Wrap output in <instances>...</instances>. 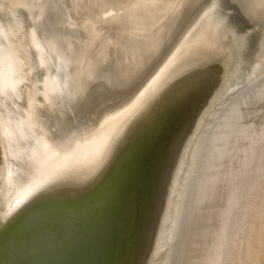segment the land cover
Returning a JSON list of instances; mask_svg holds the SVG:
<instances>
[{"label":"water","instance_id":"1","mask_svg":"<svg viewBox=\"0 0 264 264\" xmlns=\"http://www.w3.org/2000/svg\"><path fill=\"white\" fill-rule=\"evenodd\" d=\"M264 147V0H0V264H200Z\"/></svg>","mask_w":264,"mask_h":264},{"label":"rangeland","instance_id":"2","mask_svg":"<svg viewBox=\"0 0 264 264\" xmlns=\"http://www.w3.org/2000/svg\"><path fill=\"white\" fill-rule=\"evenodd\" d=\"M262 178H264V147L261 148L256 154H254L249 160H247L242 166H240L234 172L231 182L229 184L228 190L226 192L225 198L223 200L222 206L218 213L217 219L215 221L214 227L212 229L211 235L209 237L208 243L206 245L205 251L203 253L202 259L200 261V264H238L240 257L243 261L246 262V264H253V263L254 264H257V263L264 264V182L263 181L260 182ZM253 188L255 189L253 190V192H251V189ZM239 189H240L239 191L240 194L242 192L241 196L239 195V192H238V196L236 195L237 190ZM242 190L243 191L245 190V191L243 192ZM238 198L240 199L238 200ZM237 200L239 202H242L244 200L246 201L249 200L248 201L249 204L247 203V205L246 206L244 205L243 207L241 206V203L239 204ZM250 202L255 203L254 210L253 208H251L253 204L251 205ZM237 203H238V206H237ZM238 209H241V210H238ZM237 214L241 216L243 215L242 217L244 218V221L243 220H242L243 222L240 221V223H238V225L236 226L235 223L238 217ZM234 216L236 217L233 218ZM251 217L252 219L254 217L257 218V220H255V218L253 220L255 222L254 225L256 228L254 229L253 232H250V234H253V235H250V234L248 235L247 234L248 232H246L245 230H247V227H248L247 224L249 223V221H252ZM247 220H249L248 223H246ZM259 226L263 227V231L260 233V235L255 234ZM241 231L242 232L244 231V232L242 233ZM255 236L256 238H254ZM247 243L250 244L249 251L251 253L253 252V254H250V257L248 260L247 259L244 260L243 253H241L243 255L242 256L241 254L237 252L244 251L246 249ZM227 247L230 251L232 250V253L229 255V257L224 258L222 253Z\"/></svg>","mask_w":264,"mask_h":264},{"label":"bare ground","instance_id":"3","mask_svg":"<svg viewBox=\"0 0 264 264\" xmlns=\"http://www.w3.org/2000/svg\"><path fill=\"white\" fill-rule=\"evenodd\" d=\"M239 181H240V180H239ZM262 181L264 182V178H262V180H261L260 182H262ZM239 183H240V182H239ZM258 185H259V184H258ZM261 185H262V184H261ZM248 186H249V185H248ZM243 187H244V185H243ZM250 187H251V186H250ZM250 187H249V188H250ZM238 188H240V187H238ZM258 188H259V187H258ZM236 189H237V188H236ZM236 189H235V190H236ZM254 189H255V188L251 189V192H253ZM231 191H232V190H231ZM239 191H240V189L237 190V194H236L237 196H238V192H239ZM242 191H243V190H242ZM244 191H245V190H244ZM244 191H243V192H244ZM233 193H234V192H233ZM229 194H230V193H229ZM241 194H242V192H241ZM241 194H240V192H239V195H240V196H241ZM246 194H247V193H246ZM231 195H232V194H231ZM254 195H255V194H254ZM240 196H239V197H240ZM255 196H256V195H255ZM230 197H231V196H230ZM247 198H248V197H247ZM256 198H257V197H256ZM239 199H240V198H238V200H239ZM238 200H237V201H238ZM246 200H247V199H246ZM246 200H244V201H242V202H239V201H238V202H239V204L241 203V206L244 207V205L246 206L247 203L249 204V202H248L249 200H248V201H246ZM254 201H255V200H254ZM254 201H253V202H254ZM260 201H261V200H260ZM234 203H235V201H234ZM250 204H251V205L253 204V205L251 206V208H253V210H254V208H255V207H254V204H255V203H251V202H250ZM237 206H238V203H237ZM241 206H240V207H241ZM227 207H228V206H227ZM240 207H239V208H240ZM257 207H258V206H257ZM257 207H256V208H257ZM247 208H248V207H247ZM259 208H260V207H259ZM243 209H244V208H243ZM227 210H228V209H227ZM238 210H241V209H238ZM248 210H249V209H248ZM251 210H252V209H251ZM254 212H255V211H254ZM238 213H239V212H238ZM234 214H236V213H234ZM240 214H241V213H240ZM237 215H238V217H237V221H236V223H235L236 226L238 225V223H240V221H241V222L244 221V218L242 217L243 215H242V216L239 215V214H237ZM255 215H256V214H255ZM262 215H263V214H262ZM258 216H259V215H258ZM235 217H236V216H234L233 218H235ZM254 218H255V217H254ZM254 218L252 219V217H251V220H252V221H249L250 219L247 220V222L245 221L246 223H248V221H249V223L247 224L248 227H247V225H246L247 230H245L246 232H248V233H247L248 235L250 234V232H253L254 229L256 228L255 225H254L255 222L253 221ZM233 220H235V219H233ZM242 220H243V221H242ZM255 220H257V218H255ZM260 221H261V219H260ZM233 222H235V221H233ZM233 222H232V223H233ZM232 223H231V224H232ZM246 223H245V224H246ZM245 224H244V225H245ZM235 225H234V226H235ZM230 226H231V225H230ZM262 226H263V225H262ZM262 226H259V227L257 228L255 234L260 235V233L263 231V227H262ZM231 228H232V227H231ZM231 228H230V229H231ZM244 229H245V228H244ZM241 230H242V228H241ZM232 231H233V230H232ZM232 231H231V232H232ZM241 232H242V231H241ZM241 232H240V233H241ZM243 232H244V231H243ZM243 232H242V233H243ZM222 233H223V232H222ZM229 235H230V234H229ZM250 235H253V234H250ZM224 236H225V235H224ZM240 236H241V235H240ZM235 237H236V236H235ZM254 238H256V236H255ZM220 239H221V238H220ZM222 239H223V238H222ZM260 239H261V238H260ZM224 240H225V239H224ZM251 240H252V239H251ZM260 241H261V240H260ZM218 242H219V241H218ZM242 243H243V242H242ZM249 245H250V244L247 243L246 249H245L244 251H242V252H241V251H238V252H237V253H239V254L243 253V255H244L243 258H244V260H246V259L248 260L249 257H250V254H253V252L251 253V252L249 251V248H250ZM222 248H223V247H222ZM238 248H239V247H238ZM256 249H258V248H256ZM238 250H239V249H238ZM216 253H217V251H216ZM231 253H232V250L230 251V250L228 249V247H227V248L223 251L222 254H223V257L225 258V257H229V255H230ZM237 253H236V254H237ZM219 254H221V253H219ZM256 254H257V253H256ZM241 255H242V254H241ZM241 255H240V256H241ZM243 255H242V256H243ZM240 256H239V257H240ZM252 256H253V255H252ZM258 256H259V255H258ZM260 256H261V255H260ZM221 257H222V256H221ZM239 257H238V258H239ZM256 257H257V255H256ZM256 257H255V258H256ZM212 258H213V257H212ZM253 258H254V257H253ZM253 260H254V259H253ZM221 263H222V262H221ZM238 264H246V262L243 261V260L241 259V257H240V260H239V263H238ZM253 264H254V263H253ZM257 264H258V263H257Z\"/></svg>","mask_w":264,"mask_h":264}]
</instances>
